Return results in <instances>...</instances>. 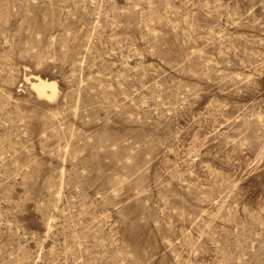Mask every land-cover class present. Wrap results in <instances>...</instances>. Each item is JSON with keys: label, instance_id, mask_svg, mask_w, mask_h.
<instances>
[{"label": "rangeland", "instance_id": "374dc122", "mask_svg": "<svg viewBox=\"0 0 264 264\" xmlns=\"http://www.w3.org/2000/svg\"><path fill=\"white\" fill-rule=\"evenodd\" d=\"M0 264H264V0H0Z\"/></svg>", "mask_w": 264, "mask_h": 264}, {"label": "bare ground", "instance_id": "6f19581e", "mask_svg": "<svg viewBox=\"0 0 264 264\" xmlns=\"http://www.w3.org/2000/svg\"><path fill=\"white\" fill-rule=\"evenodd\" d=\"M33 80L31 85L40 96H46L48 98H53L55 96L57 89L55 81L44 80L41 78H33ZM48 90H51V94L48 93Z\"/></svg>", "mask_w": 264, "mask_h": 264}]
</instances>
